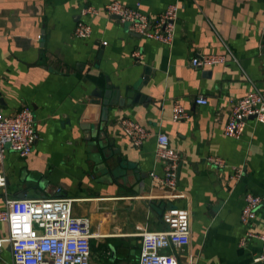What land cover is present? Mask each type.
I'll use <instances>...</instances> for the list:
<instances>
[{
  "label": "crops",
  "instance_id": "1",
  "mask_svg": "<svg viewBox=\"0 0 264 264\" xmlns=\"http://www.w3.org/2000/svg\"><path fill=\"white\" fill-rule=\"evenodd\" d=\"M110 1L0 0V105L4 113L29 106L38 135L27 156L8 150L0 162V210L11 199L71 198L73 215L90 221L91 264H138L142 234L160 230L162 212L175 205L190 225L189 243L166 251L180 264H264L254 260L264 240L240 244L247 233L264 235V125L248 118L239 137L224 134L232 103L264 91V0H115L138 2L150 17L177 3L171 44L130 32L106 15ZM88 6L98 14L81 16ZM80 19L89 37L73 34ZM208 54L225 61L192 65ZM175 102L188 117L171 119ZM122 119L149 131L142 145L122 133ZM159 132L181 155L173 200L150 179L162 174ZM246 192L262 198L248 225L239 218ZM7 235L0 223V239ZM0 264H12L4 242Z\"/></svg>",
  "mask_w": 264,
  "mask_h": 264
},
{
  "label": "built area",
  "instance_id": "2",
  "mask_svg": "<svg viewBox=\"0 0 264 264\" xmlns=\"http://www.w3.org/2000/svg\"><path fill=\"white\" fill-rule=\"evenodd\" d=\"M136 2L133 7L125 6L118 1L104 5L106 15L115 17L119 22L128 25L132 33L171 44L174 37L175 22L178 15V4H169L161 13L150 17L142 13ZM93 7H83L81 16L97 15ZM73 34L86 38L91 34L89 23L80 19L76 22ZM103 44L105 42L103 41ZM225 61L224 55L208 54L194 56V66H209ZM197 104H206V99L198 97ZM188 117L184 107L175 102L171 108V119L182 120ZM254 118L264 125V91L251 89L232 103L224 134L237 138L246 126V120ZM121 131L133 146H140L149 135V131L138 122L122 119ZM34 115L29 106H22L17 111L4 113L0 105V162L8 150L20 157L27 156L37 140ZM155 157L162 162V174L150 173L154 187L167 192V199L178 197V167L180 153L169 143L164 133L155 134ZM207 162L217 167L224 166L220 157H207ZM241 168L233 169V178L240 179ZM4 175L0 173V186L4 185ZM73 199L23 198L6 201V207L0 210V223H6L8 235L0 239L11 249L12 264H91L90 221L87 217L75 216L72 213ZM262 198L258 194L246 192L240 212V222L250 224L256 217ZM162 228L158 231L144 232L141 236V248L138 264H180L174 252L167 249H178L189 243V217L184 209L175 205L167 207L161 214ZM248 237L264 240V235L247 233L240 239L244 244ZM264 261V254L254 258Z\"/></svg>",
  "mask_w": 264,
  "mask_h": 264
},
{
  "label": "water",
  "instance_id": "3",
  "mask_svg": "<svg viewBox=\"0 0 264 264\" xmlns=\"http://www.w3.org/2000/svg\"><path fill=\"white\" fill-rule=\"evenodd\" d=\"M111 94H112V87L107 86V88H106V90L104 92V95H103L104 98H103V101H102V103L104 104V106H107L108 105L109 98H110ZM135 99L136 98H134V100ZM178 169H179V167H178Z\"/></svg>",
  "mask_w": 264,
  "mask_h": 264
}]
</instances>
